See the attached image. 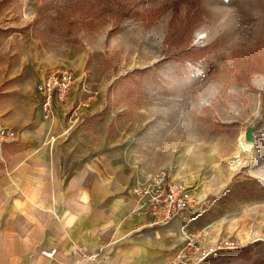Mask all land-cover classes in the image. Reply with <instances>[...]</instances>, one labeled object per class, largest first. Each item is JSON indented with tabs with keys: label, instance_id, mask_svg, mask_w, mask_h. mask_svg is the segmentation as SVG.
<instances>
[{
	"label": "rangeland",
	"instance_id": "obj_1",
	"mask_svg": "<svg viewBox=\"0 0 264 264\" xmlns=\"http://www.w3.org/2000/svg\"><path fill=\"white\" fill-rule=\"evenodd\" d=\"M198 1L185 49L203 58L185 60L173 55L186 0H0V120L38 103L25 83L59 67L44 72L65 47L77 81L55 108L65 104V135L82 136L68 171L112 152L133 181L165 172L207 201L192 222L209 227L203 241L229 243L202 264H264V0Z\"/></svg>",
	"mask_w": 264,
	"mask_h": 264
},
{
	"label": "crops",
	"instance_id": "obj_2",
	"mask_svg": "<svg viewBox=\"0 0 264 264\" xmlns=\"http://www.w3.org/2000/svg\"><path fill=\"white\" fill-rule=\"evenodd\" d=\"M57 49L44 72L65 66V47ZM36 84L28 80L23 91ZM64 113L59 104L46 120L38 103L24 101L0 120L19 133L0 148V264H48L40 250L51 247L57 252L49 264H91L80 261L78 248L100 264H166L182 244V221L153 225L135 213L127 193L134 177L105 160L112 152L87 154L68 171L72 143L82 136L65 135Z\"/></svg>",
	"mask_w": 264,
	"mask_h": 264
},
{
	"label": "built area",
	"instance_id": "obj_3",
	"mask_svg": "<svg viewBox=\"0 0 264 264\" xmlns=\"http://www.w3.org/2000/svg\"><path fill=\"white\" fill-rule=\"evenodd\" d=\"M81 80L83 83L84 73L79 77ZM76 81L77 77L70 68L59 66L50 69L36 84L38 107L44 119L54 115L55 104L67 99ZM18 137L17 131L0 121V148L4 144L16 142ZM127 193L135 203L134 212L151 216L153 225H164L174 219L182 221V244L166 264H202L214 258L220 250L229 248L226 241L215 246L203 241L209 227L194 229L192 222L203 213L207 201L195 197L188 186L169 174L158 171L138 178L129 185ZM56 252V247L40 250L48 264ZM76 255L80 261L89 260L91 264H100L97 254H88L78 248Z\"/></svg>",
	"mask_w": 264,
	"mask_h": 264
},
{
	"label": "trees",
	"instance_id": "obj_4",
	"mask_svg": "<svg viewBox=\"0 0 264 264\" xmlns=\"http://www.w3.org/2000/svg\"><path fill=\"white\" fill-rule=\"evenodd\" d=\"M188 9L185 12V15L182 19L183 21V29L182 32L187 33V38L185 41H178L176 44H174V52L173 58L175 59H185V60H198L203 58V51L197 50L195 51L193 48L185 49L188 44V38L191 35L192 30L199 25L200 22L203 21L202 12L200 9V2L198 0H186ZM123 16L128 17H138L140 16V13L138 11H131V10H122L120 14V18ZM119 22V19L117 23ZM246 66L250 65V62H244ZM251 67H246L245 69V77L248 79V75L250 74ZM136 72L135 70L131 71L129 74L124 75L120 79H128L132 75H134ZM262 264V262H261Z\"/></svg>",
	"mask_w": 264,
	"mask_h": 264
},
{
	"label": "bare ground",
	"instance_id": "obj_5",
	"mask_svg": "<svg viewBox=\"0 0 264 264\" xmlns=\"http://www.w3.org/2000/svg\"><path fill=\"white\" fill-rule=\"evenodd\" d=\"M240 145H241L243 148H249V143H247V142H241Z\"/></svg>",
	"mask_w": 264,
	"mask_h": 264
}]
</instances>
